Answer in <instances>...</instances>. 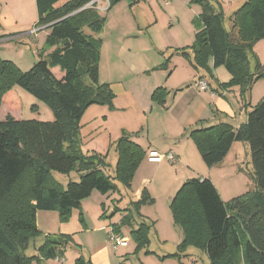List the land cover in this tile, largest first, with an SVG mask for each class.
Segmentation results:
<instances>
[{
	"label": "trees",
	"instance_id": "16d2710c",
	"mask_svg": "<svg viewBox=\"0 0 264 264\" xmlns=\"http://www.w3.org/2000/svg\"><path fill=\"white\" fill-rule=\"evenodd\" d=\"M92 1L35 0V27L48 31L45 46L53 51L25 73L0 59V106L4 96L18 86L47 104L53 114L52 121L16 120L11 116L0 121V264L62 259L64 249L71 243L69 235L45 236L37 249L39 256H25L30 240L41 234L36 213L57 211L60 220L67 221L93 191L106 194L116 190L113 180L129 188L145 158L141 146L129 136H122L115 143L116 163L111 179L103 171L106 157L82 152L77 124L84 108L91 104L110 105L113 99L109 85L99 84L104 17L95 3L89 5ZM108 1L109 9L120 0ZM192 2L201 7L196 39L189 53L182 50L177 54L192 60L198 71L207 69V57L211 56L213 68L224 67L231 75L228 83H217L218 89L238 87L245 106L252 86L264 79V63L255 61L251 71L247 56L248 49L264 38V0L241 2L229 16L231 31L223 26L224 13L218 0ZM59 3L62 4L57 6ZM54 68L63 74L60 78L51 71ZM165 96V90L157 88L151 97L164 103ZM190 137L207 167L221 163L233 143H247L254 188L225 204L208 178L186 181L170 203L183 243L169 256L180 260L191 246L205 253L209 264H236L239 252L246 264H264V97L247 112L246 122L237 129L220 123L195 129ZM72 171L78 174L79 181L68 182L65 188L51 174L67 175ZM140 202H151L146 191L135 206ZM150 228L143 222L130 231L137 250H147ZM112 229L119 233L117 228ZM244 236L247 239L243 241ZM73 264L92 262L79 256Z\"/></svg>",
	"mask_w": 264,
	"mask_h": 264
},
{
	"label": "rangeland",
	"instance_id": "374dc122",
	"mask_svg": "<svg viewBox=\"0 0 264 264\" xmlns=\"http://www.w3.org/2000/svg\"><path fill=\"white\" fill-rule=\"evenodd\" d=\"M94 1L98 13L104 17L100 33L99 84L109 85L113 99L110 105L91 104L84 108L77 124L78 136L82 146L91 145L98 152H82L106 157L103 171L111 179L116 163L115 143L122 136H129L146 150V155L129 188L113 180L116 190L106 194L93 191L81 202L80 210H73L65 222L60 220L57 211H41L40 216L46 218L45 222H40L48 228L55 227L54 235L46 236L71 237V243L63 251V264H73L78 254L86 260L93 254L97 259H104L106 251L110 264H209L206 254L191 246L180 260L169 256L183 243V233L174 224L170 203L181 186L193 178H210L225 204L254 188L247 143L236 142L222 164L207 167L190 137L191 131L209 126L205 123L221 120L219 115L224 114L221 105L228 106L229 99L223 98L224 93H218L220 90L215 84L228 83L231 75L224 67L213 68L211 56L207 57V69L198 71L192 60L177 54L182 50L189 53L196 39L201 7L192 0H139L137 4L120 0L109 9L105 0ZM243 1L218 0L224 13L225 30L231 31L229 16ZM34 31L35 28L30 34L0 43V59L25 73L40 58H45L48 49L45 34L35 37ZM84 32L88 33V30L84 29ZM247 56L251 71L255 61L264 63V38L248 49ZM54 75L60 78L63 74L55 70ZM201 78L216 90L215 96H211L210 90L201 91L196 87ZM157 88L166 92L164 103L152 100V93ZM13 91L16 98L6 94L2 100L13 116L19 120L39 121L53 118L47 104L18 86H14ZM263 97L264 79L252 86L244 108L250 111ZM1 106L0 119L3 120L10 115H5ZM200 123L202 125L191 130ZM151 151H155L159 159H150ZM170 153L178 156L180 162H169L166 156ZM51 174L64 188L68 182L79 181L75 171L67 175ZM144 191L151 202H140L135 206L142 200ZM143 222L151 227L147 247L150 253L137 250L130 234ZM111 227L117 228L126 240V245L116 250L108 240ZM44 237L40 234L30 240L24 251L26 257L39 256L37 249ZM245 239L246 236L242 237L243 241ZM241 253L235 255L236 264H246ZM31 264L59 263L55 259L39 258Z\"/></svg>",
	"mask_w": 264,
	"mask_h": 264
},
{
	"label": "crops",
	"instance_id": "0c3cea01",
	"mask_svg": "<svg viewBox=\"0 0 264 264\" xmlns=\"http://www.w3.org/2000/svg\"><path fill=\"white\" fill-rule=\"evenodd\" d=\"M138 1H136V3H134V4H137ZM62 3H59L57 6L61 5ZM240 5H241V3L237 7H239ZM36 22H37V10H36L35 0H0V43L7 41L9 39L20 37V36L25 35V34H30V32L32 30H34V28L36 29V31L34 33L35 37H39L40 34H43V33L45 34V37H44V42H45L48 31L44 30L43 28H36L35 27ZM27 30L29 32L24 33ZM41 48H43V45L41 46ZM53 49L54 48L47 49V51L45 52V55H48L51 51H53ZM44 59H46V57ZM55 70H59V69L58 68L52 69L51 71L53 72V74H54ZM170 73H171V70L169 71V74ZM199 81H204V80H203V78H201ZM207 85H208V90H210V92H211V96L212 97L215 96V94L217 93L216 90L210 88L209 83H207ZM196 87H198L197 83H196ZM215 88L218 89L217 83L215 84ZM218 91H219L218 92L219 94H220V92L225 94V96L223 97L224 99H226V100L229 99L228 100L229 105L228 106L226 104L221 105V108L224 110V114L219 115L221 117V120H219L216 123H214L213 121L205 123L206 125H209V126H206L204 128H208V127L220 124V123H227V124L231 125L234 129H237L241 124L246 122L247 112H248V109L244 108V103H242V101L240 100L239 89H238V87H234V88H230V89H226V90L218 89ZM10 94H11L12 98L13 97L16 98L13 90L10 92ZM231 96L234 97L235 102L232 100ZM226 97H228V98H226ZM232 101H233V104H232ZM243 110H244V114L242 113ZM1 111H4L5 115H10L14 119L19 120L17 117L13 116L14 114L4 104H2V106H1ZM3 120H4V118H3ZM52 120H53V118L51 120H48V121H52ZM0 121H2V119H0ZM199 125H202V123L196 125L195 127H192L191 130L195 129ZM204 128H197V129H204ZM235 143L232 144V147L234 146ZM232 147H231V149H232ZM89 150L98 152L96 147L94 148L91 145L82 146L83 152H87ZM230 151L227 154V156L224 158V160L229 156ZM145 152H146V150H145ZM153 153H155V151H151V155ZM234 159H236V155H235ZM224 160L221 162V164L224 162ZM234 161H236V160H234ZM175 162L176 163L180 162V159L178 156H175ZM236 170L240 171V170H238V168H236ZM201 178H207V177H201ZM210 181L214 185V183L211 179H210ZM216 190H217V188H216ZM40 214H41V211H38L36 213V218H35L36 226H37L38 230L40 231V233L43 236H46L49 234L54 235L55 227L51 229V228H48L47 226H45L44 223H41L40 221L45 222L46 216L45 215L40 216ZM110 229H112V227ZM63 231H67V230H63ZM116 234L121 236L120 232L116 233ZM42 242H43V240L40 241L39 245ZM104 251H106L105 248L103 250V253H104ZM77 252H79V251H77ZM95 256L96 255L93 254L88 259L90 262H92V264H110V262L108 261V257H107V251H106L104 259H97ZM77 257H79V254L77 255ZM55 261H57L59 264H63V262H65L64 258H62V259L56 258Z\"/></svg>",
	"mask_w": 264,
	"mask_h": 264
},
{
	"label": "built area",
	"instance_id": "2783aa9c",
	"mask_svg": "<svg viewBox=\"0 0 264 264\" xmlns=\"http://www.w3.org/2000/svg\"><path fill=\"white\" fill-rule=\"evenodd\" d=\"M106 1V8L109 6V1L108 0H105ZM95 3V2H94ZM35 32V31H34ZM199 89L201 91H206L208 90V85L204 82V81H198L197 83ZM151 159H159L158 156L155 155V153H153L150 157ZM166 159L169 161V162H172L175 160V156L173 154H168L166 156ZM108 240L111 242L112 246H113V249H117L118 247L120 246H123V245H126V240L117 235L113 229H110L109 230V233H108Z\"/></svg>",
	"mask_w": 264,
	"mask_h": 264
},
{
	"label": "water",
	"instance_id": "95a60500",
	"mask_svg": "<svg viewBox=\"0 0 264 264\" xmlns=\"http://www.w3.org/2000/svg\"><path fill=\"white\" fill-rule=\"evenodd\" d=\"M95 1H92L89 5L93 4ZM89 5L85 6L83 9H85L86 7H88ZM78 12V11H77ZM76 13V12H75ZM74 14V13H73Z\"/></svg>",
	"mask_w": 264,
	"mask_h": 264
}]
</instances>
